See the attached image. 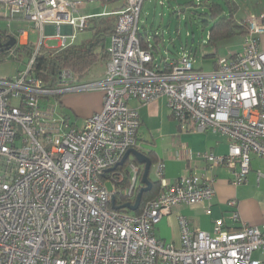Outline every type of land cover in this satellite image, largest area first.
I'll list each match as a JSON object with an SVG mask.
<instances>
[{"label":"built area","instance_id":"2783aa9c","mask_svg":"<svg viewBox=\"0 0 264 264\" xmlns=\"http://www.w3.org/2000/svg\"><path fill=\"white\" fill-rule=\"evenodd\" d=\"M144 1L125 0L122 9L105 13L118 20L101 79L82 81L62 69L58 84L52 85L35 74V63L41 49H66L75 43L76 31L88 27L90 16L79 15L83 0H0V18L20 16L40 30L26 67L15 77L0 75V264L264 263V224L242 221L237 210L232 214L242 222L237 229L228 227L225 218L215 220L212 232L194 229L180 215L179 245L154 234L173 208L214 198L210 172L216 167L233 169V183L239 185L248 179L251 154L264 159V12L245 19L241 52L230 51L218 58L212 72H204L194 68L190 55L158 59L153 49L142 47ZM63 24L72 26V41L61 32ZM48 25H56V31L48 34ZM17 31V45L28 44L22 39L29 30ZM48 39L58 44L49 46ZM96 89L104 92V107L81 128L65 117L56 119V108L41 103L51 95ZM163 96L182 127L191 124L225 136L229 151L199 152L208 163L206 172H188L173 183L165 177V164L155 162L151 171L161 193L140 214L116 209V195L135 201L144 172V165L131 161L129 184L122 188L125 175L119 166L107 171L129 149L141 150V117L130 101L149 104ZM263 176L258 171V180ZM104 180L112 182V189ZM206 211L211 214V207ZM256 251L262 254L259 260L253 258Z\"/></svg>","mask_w":264,"mask_h":264},{"label":"crops","instance_id":"0c3cea01","mask_svg":"<svg viewBox=\"0 0 264 264\" xmlns=\"http://www.w3.org/2000/svg\"><path fill=\"white\" fill-rule=\"evenodd\" d=\"M82 5L85 9L80 10L79 15H88L91 19L94 16H106L105 13L122 9L125 0H83ZM15 17L21 18L20 16ZM56 29V25H48L46 32L51 34ZM260 39L261 46L264 48V35H261ZM23 40L32 43L30 31L27 39ZM2 71L6 73V69H2L0 72ZM104 74L105 70L95 80L101 79ZM98 91L87 97L86 106H91L88 116L103 109L104 92ZM130 103L139 110L141 117L138 146L142 151L152 153L156 162L162 161L165 164V177L169 183L175 182L177 178L188 172L197 174L206 172L205 168L208 163L198 157L199 152L226 154L229 151V142L225 136L211 130L199 131L191 124L182 127L179 122L175 123L165 96L149 104H141L135 99ZM70 123L79 128L74 122ZM180 152L181 154H179ZM187 152H189V157ZM130 157L133 159V156ZM239 168V165L235 166L236 170ZM210 173L215 178L216 195L214 198L194 205L185 204L173 208L156 225L155 236L179 245L181 241L180 215L186 216L194 229L210 232L213 231L215 220L218 218H225L226 224L230 228L240 227L242 222H237L232 218L234 210L238 211L244 222L258 226L264 224V176L258 180V174L254 175L250 171L247 181L236 185L233 183L235 172L227 166H218ZM151 178L156 180L154 176ZM232 199L237 201L235 207L229 205V201ZM209 206L212 209L211 214L206 211ZM253 258L261 259V252H254Z\"/></svg>","mask_w":264,"mask_h":264},{"label":"rangeland","instance_id":"374dc122","mask_svg":"<svg viewBox=\"0 0 264 264\" xmlns=\"http://www.w3.org/2000/svg\"><path fill=\"white\" fill-rule=\"evenodd\" d=\"M195 1L197 5L185 6L183 5V0H145L140 12L139 33H146L152 45L156 44L154 33L158 32L160 34V47L157 50L153 48L158 59L162 57L182 59L190 55V59L193 60V65L196 70L212 72L219 57L228 56L230 51L241 52L244 37L241 34H237L217 44L211 43L209 36L213 19L209 14L210 7L204 3L207 0ZM202 1L203 5L200 4ZM229 1L231 2L228 3L227 0H209L210 3L223 7L224 13L226 14H229L233 6L235 13H238L236 21L243 26L245 25V19L249 15L264 11V0ZM79 9L83 11L85 8L81 5ZM100 9L102 10L103 8ZM30 25V20L26 18L13 16L0 18L1 30L17 31L25 27L30 31V41L37 44L40 38V30ZM92 35L93 31L91 29L77 30L75 33L76 38L74 39H76L75 42H82L92 37ZM69 40L72 41V33L69 34ZM46 44L56 46L58 40L48 39ZM110 44V37H108L106 39L107 48ZM16 45L11 46V48L15 49ZM190 49H192V52ZM106 50L108 52V49ZM99 58L100 61L93 65L91 71L81 79L82 81L95 80L96 77L104 73V70H106L105 65L107 67L109 58L106 59L105 56H100ZM28 60L29 57H25L23 62L8 58L0 63V71L6 69V73L2 71L0 75L3 76L4 74L8 77H15L19 70L26 67ZM97 92H99L97 89L66 92L62 95H51L50 99L42 98L41 103L44 108L50 106L56 108V119L62 120L61 118L65 117L69 122H74L77 127L81 128L85 120L92 116V114L88 116L91 106H86L87 97ZM175 121V123L178 122L177 120ZM152 171L151 177L154 176ZM258 171L264 173V159L252 153L251 173L257 175ZM104 181L112 189V182Z\"/></svg>","mask_w":264,"mask_h":264},{"label":"trees","instance_id":"16d2710c","mask_svg":"<svg viewBox=\"0 0 264 264\" xmlns=\"http://www.w3.org/2000/svg\"><path fill=\"white\" fill-rule=\"evenodd\" d=\"M227 2L230 3L231 1L227 0ZM202 3L203 1L200 4L203 5ZM204 3L210 7L209 14L213 19V25L211 26L209 36V41L211 43L217 44L237 34L244 35L247 32L246 26L240 25L236 21L238 13H235L233 6L231 7L229 14H226L224 13L223 7L212 4L209 0ZM183 5L189 6L197 4L195 0H183ZM117 20V15L113 14L106 16H94L89 20V25L86 28L93 31L92 37L87 38L82 42H75L68 48L61 51L41 49L35 63V74L42 78L46 83H50L52 85L58 84L59 72L62 69H70L79 80L83 79L91 71L93 65L100 61V56H105L106 59L109 58V54L106 50V39L115 32ZM139 37L143 48H154L157 50V48L160 47L161 36L158 32L154 33V37L156 39L155 45L151 44L146 33H139ZM2 38H6V42L9 40L8 30L0 29V40ZM6 42L3 41V44H0L2 45L0 48V63L4 62L8 58H13V60L21 62H23L25 57H29L30 59L34 50V44L28 43L26 45H16L14 54H10V49H6L4 47ZM190 51L192 52V49H190ZM145 153L152 157L154 163L156 162L152 153ZM131 161L138 162L134 157L133 159L129 157L124 165L117 168V171L123 172L125 175V179L122 182V188L127 187L129 184L128 167ZM152 181L154 182V185L150 191L144 193L142 203L137 211H131L129 209L122 210L140 214L143 211L145 204L161 193L162 186L160 181L154 179H152ZM115 198L116 206H121L127 203L128 200L119 195H116ZM134 202L135 201L131 203Z\"/></svg>","mask_w":264,"mask_h":264},{"label":"water","instance_id":"95a60500","mask_svg":"<svg viewBox=\"0 0 264 264\" xmlns=\"http://www.w3.org/2000/svg\"><path fill=\"white\" fill-rule=\"evenodd\" d=\"M60 29L63 34H70L73 31L72 26L66 24L61 25ZM17 42L18 31H15L14 35L9 36V40L5 43L4 47L6 49H10V47L16 45ZM0 47H2V45H0ZM130 156H133L140 164L144 165V172L142 175V187L140 188L134 203L127 202L121 206H116L114 204L113 207L116 209H129L131 211H137L142 203L144 193L150 191L154 185V182L150 178L151 167L153 164L152 158L144 151H141L136 148H131L126 152L123 159L117 166L108 169L107 171H113L118 166L124 165Z\"/></svg>","mask_w":264,"mask_h":264},{"label":"flooded vegetation","instance_id":"af4514ba","mask_svg":"<svg viewBox=\"0 0 264 264\" xmlns=\"http://www.w3.org/2000/svg\"><path fill=\"white\" fill-rule=\"evenodd\" d=\"M3 41L6 42V38H2V39L0 40V44H3Z\"/></svg>","mask_w":264,"mask_h":264},{"label":"clouds","instance_id":"9594fccd","mask_svg":"<svg viewBox=\"0 0 264 264\" xmlns=\"http://www.w3.org/2000/svg\"><path fill=\"white\" fill-rule=\"evenodd\" d=\"M153 164H154V163H153ZM153 164H152V165H153ZM150 175H151V172H150Z\"/></svg>","mask_w":264,"mask_h":264}]
</instances>
